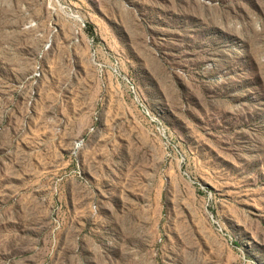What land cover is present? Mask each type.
Listing matches in <instances>:
<instances>
[{
  "label": "rangeland",
  "instance_id": "rangeland-1",
  "mask_svg": "<svg viewBox=\"0 0 264 264\" xmlns=\"http://www.w3.org/2000/svg\"><path fill=\"white\" fill-rule=\"evenodd\" d=\"M0 264H264V0H0Z\"/></svg>",
  "mask_w": 264,
  "mask_h": 264
},
{
  "label": "bare ground",
  "instance_id": "bare-ground-1",
  "mask_svg": "<svg viewBox=\"0 0 264 264\" xmlns=\"http://www.w3.org/2000/svg\"><path fill=\"white\" fill-rule=\"evenodd\" d=\"M79 143V142H78ZM79 145V144H78Z\"/></svg>",
  "mask_w": 264,
  "mask_h": 264
}]
</instances>
